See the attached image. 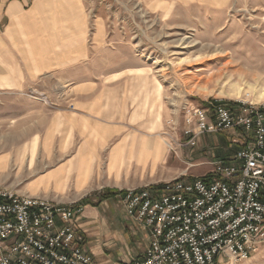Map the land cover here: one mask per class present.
Segmentation results:
<instances>
[{
    "label": "rangeland",
    "instance_id": "374dc122",
    "mask_svg": "<svg viewBox=\"0 0 264 264\" xmlns=\"http://www.w3.org/2000/svg\"><path fill=\"white\" fill-rule=\"evenodd\" d=\"M160 1L83 0L91 45L83 63L96 59L107 71L122 68L117 75L124 80L122 137L136 144L122 156L125 174L134 183L128 188L209 174L214 159L231 158L237 149L234 132L201 136L194 147L187 144L185 109L217 100L249 104L245 100L255 99L250 86L259 92L264 88V0ZM96 35L102 36L99 43L93 41ZM237 85L251 96L244 91L239 97ZM13 93L62 105L37 85ZM3 95L0 92V185L24 186L48 168L41 163L40 137H35L36 115L19 116L20 102L4 103ZM67 107L74 109L75 104ZM104 193L92 194V205H99ZM115 196L108 198L120 207ZM145 238L141 229L128 246L115 239L109 253L114 260L138 255ZM234 264H264V242L248 259Z\"/></svg>",
    "mask_w": 264,
    "mask_h": 264
},
{
    "label": "crops",
    "instance_id": "0c3cea01",
    "mask_svg": "<svg viewBox=\"0 0 264 264\" xmlns=\"http://www.w3.org/2000/svg\"><path fill=\"white\" fill-rule=\"evenodd\" d=\"M87 24L83 0H0L1 97L4 103L20 102L19 116L36 115L40 159L48 167L24 186L1 187L67 204L134 184L122 166L123 154L136 147L122 137L124 80L117 76L122 68L107 71L96 59L83 63L91 54ZM93 39L99 43L102 36ZM78 61L82 64H75ZM35 85L62 105L13 93ZM70 102L74 109L67 107ZM125 215L123 204L116 207L110 198L97 206L84 205L78 226L86 231L88 248L101 264H125L147 247L145 238L138 255L111 257L115 239L128 246L132 234L141 230Z\"/></svg>",
    "mask_w": 264,
    "mask_h": 264
},
{
    "label": "built area",
    "instance_id": "2783aa9c",
    "mask_svg": "<svg viewBox=\"0 0 264 264\" xmlns=\"http://www.w3.org/2000/svg\"><path fill=\"white\" fill-rule=\"evenodd\" d=\"M184 123L188 145L234 132L238 148L214 159L209 174L120 190L126 215L149 239L125 264H234L264 242V102L186 108ZM83 210L0 186V264H101L78 226Z\"/></svg>",
    "mask_w": 264,
    "mask_h": 264
},
{
    "label": "bare ground",
    "instance_id": "6f19581e",
    "mask_svg": "<svg viewBox=\"0 0 264 264\" xmlns=\"http://www.w3.org/2000/svg\"><path fill=\"white\" fill-rule=\"evenodd\" d=\"M217 1H222V2H224L225 0H217ZM217 3V2H216ZM236 88L234 89V90H237L238 91V96L239 97H243V92L245 91V88L243 87V86H235ZM250 88H253L254 89V91H255V93H254V96H255V99H254V101H249V100H245V101H248V102H251V103H260L261 101H264V88H262L261 89V91L259 92L258 91V89L254 86H250ZM236 91V92H237ZM223 95V94H222ZM226 96V95H225ZM244 96H246V97H250L251 96V93L250 92H247V91H245L244 92ZM257 101V102H256Z\"/></svg>",
    "mask_w": 264,
    "mask_h": 264
},
{
    "label": "trees",
    "instance_id": "16d2710c",
    "mask_svg": "<svg viewBox=\"0 0 264 264\" xmlns=\"http://www.w3.org/2000/svg\"><path fill=\"white\" fill-rule=\"evenodd\" d=\"M121 193L120 191L119 192H112V191H108L106 193H104L102 196H101V200H104L110 196H115L117 194ZM123 193V192H122ZM82 203L83 204H91L92 205V202H91V198L90 197H87V198H84L82 200Z\"/></svg>",
    "mask_w": 264,
    "mask_h": 264
}]
</instances>
